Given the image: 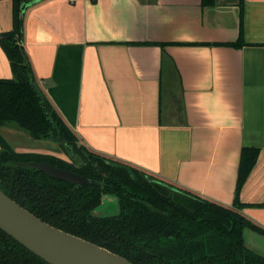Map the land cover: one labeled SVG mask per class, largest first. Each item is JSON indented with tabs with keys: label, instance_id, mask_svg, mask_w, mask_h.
I'll return each instance as SVG.
<instances>
[{
	"label": "crops",
	"instance_id": "1",
	"mask_svg": "<svg viewBox=\"0 0 264 264\" xmlns=\"http://www.w3.org/2000/svg\"><path fill=\"white\" fill-rule=\"evenodd\" d=\"M10 30L12 1L0 0V34ZM21 39L37 86L78 146L239 204L264 230V0H43L26 10ZM13 76L0 45V79ZM37 143L43 150L25 152H55ZM18 145L10 146L24 152ZM243 148L257 155L236 192ZM242 237L264 257V235L245 228Z\"/></svg>",
	"mask_w": 264,
	"mask_h": 264
},
{
	"label": "trees",
	"instance_id": "2",
	"mask_svg": "<svg viewBox=\"0 0 264 264\" xmlns=\"http://www.w3.org/2000/svg\"><path fill=\"white\" fill-rule=\"evenodd\" d=\"M11 1L12 30L0 34V45L14 76L0 79V127L13 122L36 140H56L69 161L17 152L0 134V190L41 221L133 264H264V257L246 248L242 237L245 228L262 235L264 230L241 215L239 204L224 207L134 168L110 164L76 144L37 86L21 47L25 12L43 0ZM240 44L239 39L231 46ZM256 155V149H242L236 192ZM14 162H45L93 182L77 186ZM104 195L116 198L117 215L93 214ZM0 264L48 263L0 230Z\"/></svg>",
	"mask_w": 264,
	"mask_h": 264
},
{
	"label": "water",
	"instance_id": "3",
	"mask_svg": "<svg viewBox=\"0 0 264 264\" xmlns=\"http://www.w3.org/2000/svg\"><path fill=\"white\" fill-rule=\"evenodd\" d=\"M107 162L117 165L112 161ZM14 165L34 169L77 186L93 182L75 172L45 162H14ZM104 196L100 202L104 201ZM0 230L48 264H133L102 247L41 221L1 190Z\"/></svg>",
	"mask_w": 264,
	"mask_h": 264
},
{
	"label": "rangeland",
	"instance_id": "4",
	"mask_svg": "<svg viewBox=\"0 0 264 264\" xmlns=\"http://www.w3.org/2000/svg\"><path fill=\"white\" fill-rule=\"evenodd\" d=\"M12 127V128H11ZM13 127H16L13 130ZM19 133V135H23L22 137L19 136V138L17 137H13L16 136V133L13 136H10L12 133L16 132ZM0 134L7 140V142L10 145H16L19 144L18 147H20V151H31V150H43L41 148H34L32 141L35 142V144H38L37 142H41L43 141V143H50L51 144V149L55 150V155H58L62 158L67 159L66 161H69L68 157L62 152L58 141L56 140H52L49 139L48 140H43V139H34L32 138L26 131L19 129L13 122H10L8 124L3 125V127H0ZM51 152V151H49ZM49 152H45L44 153H49ZM54 153H49V154H54ZM67 157V158H66ZM113 199H104V202L102 204H100L99 206H97L94 210H93V214L97 217H108V216H115L118 214L119 209H118V205L116 202H113Z\"/></svg>",
	"mask_w": 264,
	"mask_h": 264
}]
</instances>
